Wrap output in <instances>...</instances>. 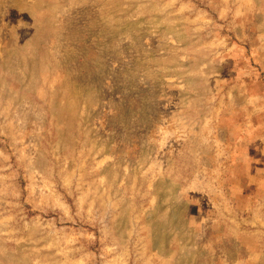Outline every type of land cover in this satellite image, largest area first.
I'll use <instances>...</instances> for the list:
<instances>
[{
	"label": "rangeland",
	"instance_id": "rangeland-1",
	"mask_svg": "<svg viewBox=\"0 0 264 264\" xmlns=\"http://www.w3.org/2000/svg\"><path fill=\"white\" fill-rule=\"evenodd\" d=\"M0 264H264V0H0Z\"/></svg>",
	"mask_w": 264,
	"mask_h": 264
}]
</instances>
